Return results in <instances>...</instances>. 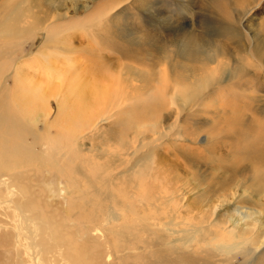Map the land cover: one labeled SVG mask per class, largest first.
Here are the masks:
<instances>
[{"label": "rangeland", "instance_id": "rangeland-1", "mask_svg": "<svg viewBox=\"0 0 264 264\" xmlns=\"http://www.w3.org/2000/svg\"><path fill=\"white\" fill-rule=\"evenodd\" d=\"M49 57L113 94L16 110L0 264H264V0H0V104Z\"/></svg>", "mask_w": 264, "mask_h": 264}, {"label": "bare ground", "instance_id": "bare-ground-1", "mask_svg": "<svg viewBox=\"0 0 264 264\" xmlns=\"http://www.w3.org/2000/svg\"><path fill=\"white\" fill-rule=\"evenodd\" d=\"M47 30H50V27H48ZM20 32L19 16H17L16 22L7 26L2 33V36H5V38H13ZM47 59L48 58L42 62L41 60H35L37 74L24 75L27 82L23 85L21 83L18 84L17 93L13 98V104L6 103L7 107H5V104L3 105V103L0 104V154H3V158L6 157L10 151L18 150V147H14L11 143V134L17 137L25 132H30V130L22 123L20 115H18L16 111H20V107H23L26 110L31 109V112L29 113L31 116H36L34 115L35 112L40 110L42 115L46 118L50 114L48 108V101L50 98H54L57 101L60 110L59 112H62L66 105H69L72 100L76 101V103L71 104L72 106L76 107L82 102V105H84L85 108L88 106V110L91 107H96L97 100L100 102L101 99H107L110 96L109 94H113V87L110 89L103 88L100 85H94L90 79H87L84 76L86 74L81 71V65H79L77 61H72V63L60 62L65 65V67L61 69L56 61H53L50 57V61ZM23 69L24 68L22 67L21 70ZM36 75H40L41 78L39 77L38 80H34L36 78H34V76ZM214 79H216V73L214 71L207 73L203 84L213 81ZM84 97L87 98L84 99ZM94 98H96L95 101ZM89 102H91V105ZM4 132H7V134L10 135V138L9 136H4ZM33 229H36L35 232L31 231L30 234L23 232L20 229V225L13 230L16 233V236L19 235L22 238L26 237L30 239L25 246V248L27 247V252L28 249L34 251L33 248L36 245L35 239L37 237L35 236H37L36 232L38 226H34ZM14 238L15 237H13V239ZM26 238H24L25 241ZM263 244L264 241L261 242V245Z\"/></svg>", "mask_w": 264, "mask_h": 264}]
</instances>
